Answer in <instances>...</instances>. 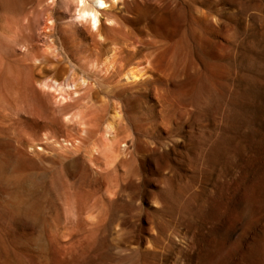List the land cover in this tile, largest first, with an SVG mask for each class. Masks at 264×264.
Segmentation results:
<instances>
[{"label":"rangeland","instance_id":"374dc122","mask_svg":"<svg viewBox=\"0 0 264 264\" xmlns=\"http://www.w3.org/2000/svg\"><path fill=\"white\" fill-rule=\"evenodd\" d=\"M79 2L0 0V264H264V0Z\"/></svg>","mask_w":264,"mask_h":264},{"label":"bare ground","instance_id":"6f19581e","mask_svg":"<svg viewBox=\"0 0 264 264\" xmlns=\"http://www.w3.org/2000/svg\"><path fill=\"white\" fill-rule=\"evenodd\" d=\"M78 2V0H77ZM83 0H80L79 4H81V6H79V9L77 10V14H76V18L79 19V20H86L88 22V25L91 27V28H95L97 27V23H98V10L105 7V0H92V3H93V6H91V8H88L86 5L83 4ZM91 3V4H92ZM95 24V26H93ZM100 28V27H99ZM101 36V35H100ZM135 74V72H133ZM133 73L130 74L129 72V78L131 77V79L135 78L136 76L133 75ZM139 76V75H138ZM141 76V75H140ZM137 81V79H136ZM135 81V82H136ZM110 124V123H108ZM106 127V126H105ZM105 129V128H104ZM106 132V131H105ZM107 133V132H106Z\"/></svg>","mask_w":264,"mask_h":264},{"label":"snow or ice","instance_id":"6c2138e0","mask_svg":"<svg viewBox=\"0 0 264 264\" xmlns=\"http://www.w3.org/2000/svg\"><path fill=\"white\" fill-rule=\"evenodd\" d=\"M93 26H95V24Z\"/></svg>","mask_w":264,"mask_h":264}]
</instances>
